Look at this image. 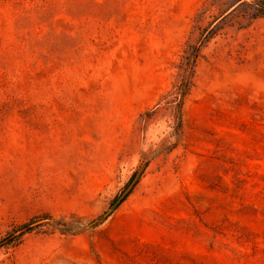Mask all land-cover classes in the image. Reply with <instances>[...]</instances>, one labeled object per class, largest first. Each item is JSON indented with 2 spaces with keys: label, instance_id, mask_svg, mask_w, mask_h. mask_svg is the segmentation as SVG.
Instances as JSON below:
<instances>
[{
  "label": "rangeland",
  "instance_id": "1",
  "mask_svg": "<svg viewBox=\"0 0 264 264\" xmlns=\"http://www.w3.org/2000/svg\"><path fill=\"white\" fill-rule=\"evenodd\" d=\"M256 3L0 0V264H264Z\"/></svg>",
  "mask_w": 264,
  "mask_h": 264
},
{
  "label": "water",
  "instance_id": "2",
  "mask_svg": "<svg viewBox=\"0 0 264 264\" xmlns=\"http://www.w3.org/2000/svg\"><path fill=\"white\" fill-rule=\"evenodd\" d=\"M142 170L139 171L136 175H135V178L132 180V182L129 184V186L127 187V189L122 193V195L118 198V200L116 201V204H118L127 194L128 192L132 189L133 185L135 184L137 178L139 177V175L141 174ZM50 219H42V220H39V221H36V222H33L27 226H25L24 228L22 229H19L18 231H16L13 235H11L8 239L10 240L12 237H15V236H18L20 235L21 233L27 231L28 229L32 228L33 226H36L44 221H49Z\"/></svg>",
  "mask_w": 264,
  "mask_h": 264
},
{
  "label": "trees",
  "instance_id": "3",
  "mask_svg": "<svg viewBox=\"0 0 264 264\" xmlns=\"http://www.w3.org/2000/svg\"><path fill=\"white\" fill-rule=\"evenodd\" d=\"M256 16H264V0H257L256 9L253 13ZM29 225V224H28ZM27 226V225H26ZM24 228V227H23ZM22 229V228H21ZM29 230V229H28ZM14 234V233H13ZM12 234V235H13ZM11 236V235H10ZM17 236L12 237L11 239L14 240Z\"/></svg>",
  "mask_w": 264,
  "mask_h": 264
}]
</instances>
